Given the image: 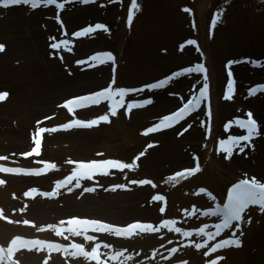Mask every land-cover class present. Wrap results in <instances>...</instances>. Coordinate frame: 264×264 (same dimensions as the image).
<instances>
[{
    "label": "rangeland",
    "instance_id": "1",
    "mask_svg": "<svg viewBox=\"0 0 264 264\" xmlns=\"http://www.w3.org/2000/svg\"><path fill=\"white\" fill-rule=\"evenodd\" d=\"M137 3L139 9L132 10L131 24L128 23L131 0H91L88 3L56 0V4L64 5L62 9L39 0L36 8L31 4L0 8V44L5 46L0 52V93H8L0 100V106L4 105L0 109L4 111L3 117L9 119L8 125L32 129L30 148L10 149L8 153L0 147V157H6L0 160V167L40 170L39 175L24 171L0 172V179L5 181L0 185V212L5 217L0 218V247L6 249L16 237L45 242L33 246L35 249L22 248L10 260L5 258L4 264L89 262L83 256L73 255V244H82L86 251L99 245L100 257L106 252L105 263L132 264L121 260L123 255L112 259L117 253H109L104 247V241L121 242L115 233L103 231L94 243L84 239L89 230L81 235L67 231L82 227L67 224L70 219L100 217L113 222L116 210L128 211V207L136 212L126 215H149L152 218L140 224H150L157 229L134 232H146L143 238L156 240L148 249V264H155L156 260L161 264H209L212 258L204 256L213 239L212 227H204L214 223L203 213L212 208L211 199L224 198L228 189L241 179L255 178L264 183V171L260 170L264 164L257 159L264 147V123L256 111L264 102V92L252 97L249 94L252 87L264 85V0H137ZM14 19L20 20L22 25ZM213 19H216L215 25ZM97 24L104 25L106 30L95 29ZM90 27L93 31L84 34ZM34 31L42 33L43 42L47 44L36 36L31 37ZM13 38L15 47L11 42ZM189 40L195 43L189 45ZM99 53H111L114 60L105 58V63L94 62L92 57ZM231 61L239 63L230 64ZM198 63L204 65L206 74L174 76ZM237 70L242 79L236 82L239 87L232 95L227 93V81L229 72L237 81ZM161 81H166L161 87H148ZM205 83L208 94L204 106L197 115L184 120L186 127L177 131L168 125L148 132L161 124L164 117L172 116L183 102L192 99ZM110 85L113 93L119 88L143 90L126 92L123 97L114 94L110 101L80 113L73 114L62 107L66 101L91 95ZM146 100L153 101L152 111L157 112L156 116H166L135 122L145 111L141 102ZM171 102L177 105L165 110ZM45 104L51 105L45 107ZM130 104L138 107L129 110ZM227 104L235 109L254 111L256 116L252 118L262 123L258 134L241 141L243 151L234 147L231 153H226L221 148V141L237 136L239 119H248L247 115L241 118L237 112L230 113ZM164 105L166 108L161 111ZM111 107L116 108L115 116L111 115ZM102 115H107L109 121H100L91 128L64 132L60 127L76 119L89 121ZM41 127L58 130L42 134L50 143L40 150V155L25 156L35 147L33 137ZM1 128L0 123V131ZM240 135H247V131L242 129ZM103 160L134 166L123 171L106 168L108 175L97 170L91 174V179L80 178L79 186L75 179L68 182L73 172L84 171L79 168L80 163ZM157 166H160L158 171L152 168ZM189 169L195 171L188 172ZM177 173L185 174L177 176ZM140 180L152 183L131 182ZM59 182L62 183L57 188ZM116 185L123 187L113 190ZM86 187L95 190L85 192ZM156 196L163 199H153ZM103 204L109 208L108 213L102 211ZM66 205L68 208H64ZM73 205L88 208L72 209ZM61 208L70 209L60 214L68 220L57 219L55 209ZM243 215L230 232L233 238L239 237L240 246L221 252L219 264H231L236 256L232 251L242 250L244 246V250L250 247V252L257 249V253L264 255V248L256 245L258 238L250 245L249 236L262 225L264 210L259 205H251ZM25 220L30 223L25 224ZM165 221L172 223L166 225ZM176 228L181 231L176 232ZM57 229L62 235L56 234ZM201 229L204 235L192 234ZM184 232L189 235L184 236ZM47 244L63 249L54 253ZM196 244L204 249H197ZM26 254H31L28 262L23 260ZM194 258H197L196 263H193ZM254 263L264 264V256Z\"/></svg>",
    "mask_w": 264,
    "mask_h": 264
},
{
    "label": "snow or ice",
    "instance_id": "2",
    "mask_svg": "<svg viewBox=\"0 0 264 264\" xmlns=\"http://www.w3.org/2000/svg\"><path fill=\"white\" fill-rule=\"evenodd\" d=\"M47 4H56V0H45ZM84 3L91 2V0H83ZM116 2V0H114ZM21 4H31L33 8L38 7L39 5V0H0V8L7 9L10 6H15V5H21ZM57 8H63V4H56ZM138 10L139 6L137 3V0H131V8L129 9L128 13V23L131 24L132 22V10ZM185 11H189L188 9H185ZM220 13H217V17H219ZM216 19H213V25H215ZM95 29H105L104 25L97 24L95 25ZM93 31V29L90 27L89 29L84 30V34H87L89 32ZM77 36H80L81 33H76ZM67 43V42H66ZM189 45L194 44V41L189 40L187 42ZM52 47H56V45H53ZM5 49V46L3 44H0V52H3ZM107 61H113L114 57L111 55V53H99L96 56L92 57V60L99 61V63H105ZM230 64L232 63H239V61H231L229 62ZM254 64L256 62H253ZM207 70L204 67L203 64H196L193 67H188L183 70V73H175V77H179L182 74H191V73H200V74H206ZM231 72H229V91L232 89V82H231ZM171 79V78H170ZM205 80H207V76L205 75ZM114 83V81H113ZM166 83V81H161L159 84H152L149 85L148 87L150 88H158L163 86V84ZM143 89H123L119 88L113 93L111 85L107 88H105L102 91L95 92L91 95L88 96H81V97H76L72 100L66 101L62 107H65L68 109L70 113L74 114V108L69 107L70 105H75L78 107H83V106H88L89 104H99V102L102 99H111L113 95H119L120 97H123L126 92L129 91H142ZM257 90L264 91V86H258L257 88H253L249 90L250 95H254ZM208 94V84L205 83L203 88L200 90L199 97L196 100V103H199L200 99H206ZM8 95V93H0V100H4L5 97ZM225 98H230V97H225ZM151 100L145 101L144 103H151ZM193 106V102L189 101L187 105H185L184 108H181L179 112H176L173 116H166L164 117V120L161 121V124L156 125L154 128L148 129V132L156 131L160 129L161 127H166L170 124L171 121L173 120H179L185 112L189 111L190 108ZM133 105H128L129 110ZM111 115L115 116L117 114L116 108L111 107L110 108ZM248 119L246 121H238L239 127L245 129L247 131V135H238V136H233L231 137L228 141H221V148L224 152L226 153H231L232 149L234 147L240 148V151H243V148L241 147V141H248L250 140L254 135L258 134V125L255 119L252 118V113L249 112L247 113ZM100 121L103 122H108L109 117L107 115H102L99 116L96 119H92L89 121H83L80 119H76L74 121H70L68 124L61 125L60 127L64 130H68L71 127H80V128H91L95 125H97ZM57 128H39L34 137H33V143L35 147L28 153H25V156H32L33 154L35 155H40V148H41V137L42 134L45 132H55L57 131ZM187 129H185L186 131ZM147 134V133H145ZM102 155V154H98ZM143 155V153H141ZM6 157H0V160H4ZM45 163V162H41ZM69 163H75L73 161H69ZM134 165L133 164H128V163H121L116 160H103V161H91L88 163H80L79 168L84 170L80 173L73 172L72 176H69L68 182H71L72 180H76L77 186H79V179L80 178H87L91 179V174H95L97 170L100 171V174L102 175H108L107 171H104L106 168H116L121 171L127 168H132ZM48 167L50 168H55V165L48 164ZM21 171H24L25 174H34V175H39L40 170H20V169H13V168H4L0 167V172H6V173H20ZM188 172H193L195 170L189 169L187 170ZM185 173H177V176L184 175ZM172 180H175L176 177H172ZM132 183H139L142 185H147L151 184L152 182L150 180H140V181H131ZM5 183L4 180L0 179V185H3ZM62 182L57 183L56 187L60 188ZM116 187H123V185H116L114 186L113 190H115ZM155 187V185H153ZM85 192H92L95 189L93 188H84L83 189ZM32 191H36L33 189ZM201 191H204L203 189ZM25 195H30V193H25ZM42 195L45 196H51L50 193H43ZM153 199L159 201L162 200L163 197L156 196L153 197ZM249 205H259L260 209L264 210V183L259 182L255 178L251 179H241L239 183L233 185L232 189L228 193V202L223 205V209H217L216 212L213 213H206L207 214H212V215H222L223 216V223L222 224H217L216 225V233L215 235L220 234V230L222 228H228L231 225L232 221H239L242 218V213L245 211V209L248 208ZM160 211L163 213L164 208L161 207ZM0 218H5L3 216V213L0 212ZM10 223L12 221H9ZM25 224H29L30 222L25 220ZM63 223V222H62ZM166 225H169L172 223V221H165L164 222ZM67 224L69 225H76V226H82V227H74V228H68L67 231L72 232L73 235H81L83 233H86L89 229L92 231H107L109 233H115L117 236H131L134 234L135 230H141V231H156L157 229H154L152 225L150 224H140V223H132L129 224L127 227L124 228H119V227H114L109 224L102 223L98 220H80V219H70L67 221ZM34 227V225H33ZM50 227H55V226H50ZM43 230V229H41ZM176 232H180L181 230L179 228L175 229ZM201 233H203V229L200 230ZM57 235H62V232L57 229L56 230ZM184 236H188V232L183 233ZM67 239V237H64ZM211 238V235L209 236ZM84 239L91 241L93 240L92 236L89 235H84ZM44 241L40 240H33V241H23L20 237H16L15 239H12L9 246L5 249L3 247H0V264H4L5 258H8L9 260L11 259L13 253L18 250V247L20 245H33V246H39L41 244H44ZM235 245L237 247L240 246L239 241H232V240H222L220 243L214 245L211 249L212 252H216L218 249L225 248L231 245ZM47 247L49 248H59V245L55 244H47ZM104 247H108L107 244L104 245ZM195 247L197 249L201 248L202 245L196 244ZM72 248L75 250L73 252V255H80L83 256L87 260H93L96 261V264H101L100 261V253L98 251L99 245H96L95 247L91 248V251H86L84 246L82 244H73ZM31 250V249H29ZM173 252L176 251L175 248L172 249ZM207 255V253H205ZM120 253H117L116 256L112 257V259H116ZM220 259H223V257H220ZM209 264H219L218 260H210Z\"/></svg>",
    "mask_w": 264,
    "mask_h": 264
},
{
    "label": "bare ground",
    "instance_id": "3",
    "mask_svg": "<svg viewBox=\"0 0 264 264\" xmlns=\"http://www.w3.org/2000/svg\"><path fill=\"white\" fill-rule=\"evenodd\" d=\"M13 21H15L16 23L20 24V26L22 25L21 21L18 20V19H14ZM16 30H17V33L20 32L19 29H16ZM36 33L37 32L34 31L33 34H31L30 36L31 37L36 36L41 42H43L42 33H40V32L37 33V34ZM12 36H13V34H12ZM11 42H12L13 46L15 47L16 46V39L13 38L11 40ZM44 44H47V43H44ZM237 74H238V76H237V81L236 82H238L239 80L242 79V76H241L239 70H237ZM259 78H260V74H259ZM229 80L230 79H228V81ZM228 81H227V83H228ZM238 87H239L238 83H236V87H235L234 91L232 92V95L234 94V92H236ZM4 92L5 91H2V93H4ZM246 95H249V94L247 93ZM10 99H11V97L8 99V101ZM243 101H245V100H243ZM2 102L3 101H1V103ZM174 102H171L172 104L169 105L168 108H166L165 105H164V107L162 108L161 111H163L165 108H166L165 110H168L172 106H176L177 104H174ZM40 103L42 104V102H40ZM248 103H250V105H251V102H248ZM48 105H51V104H45V107H47ZM2 106H4V105H1L0 107H2ZM263 107H264V102L261 105H258L256 107V108H260V109H257L256 111L259 113V117L262 119V122L264 123V112L262 111ZM152 108H153V105L151 107L145 109V111L143 112L141 117H136L135 118V122H143V120H149L151 118H157V117L160 118L161 116H164V114L156 116L157 112L152 111ZM227 109L230 111V113L233 112V113L236 114V112H237L238 115H241L240 117L246 116L247 113H249V112L252 113V116H256V113L254 111H251V110L249 111V110L243 109L242 107L240 109H235L234 106L231 105V104L230 105L227 104ZM149 111H151V112H149ZM3 115L5 116L4 111L2 109H0V123L2 124V127H3V128H1V131H0V147H1V149L2 150H8V153H10V149H18L20 151H23V150H26L27 148H30L29 147L30 146L29 145L30 144L29 139H31L30 133H31L32 129L28 128L27 130H24V129L22 130L21 127H17L15 125L14 126L13 125H8L9 119L4 118ZM42 118H44V117H42ZM42 118L38 119L37 121H40ZM234 118L238 119L236 117H234ZM257 121L259 123L258 124V128H263L264 126L262 127V123L259 120H257ZM241 130L242 129H240L238 127L237 136L240 135V131ZM233 133H237V132H233ZM48 142L50 143V141L48 139L44 140L42 150H43V148L45 149V147L48 144ZM68 142H70V141H68ZM3 153H5V152H3ZM257 159L260 160L264 164V147L259 152ZM152 168H154V169H156L158 171L160 169V166H157V168H155V167H152ZM260 170L264 171V168H261ZM103 206L104 207L101 208L102 211H105V212L109 211V208H106L105 204H103ZM64 208H68V206L66 205V206H64ZM64 208L55 209V213H57L56 217H59V218H57L58 220H65V219L68 220L67 217H64L63 215H60L61 212H63V211L67 212V211L70 210V209L69 210L67 209L65 211ZM71 208L72 209H87L88 207H85V206H82V205L81 206L73 205V206H71ZM128 208H124V209H128V211H120V210L117 211L116 210L117 215H112L113 216L112 218H115L113 220V222L112 221H104L100 217H92V218L85 217V218H88L89 220H98V221H100L102 223H106V224H109V225H112V226L117 225V226H119L121 228L127 227L129 224H132V223H145V221L147 222V220L152 218L149 215H136V214L126 215V214H129L127 212H131V213L132 212H136L133 207H128ZM106 213H108V212H106ZM123 222H126V223H123ZM260 223H262V225L260 226V228H257L256 232H253L254 231L253 230V231H251V233H249L250 245L254 244V242L256 243L257 238H258V241H257V244H256L257 247L258 248H261V247L264 248V218H263V222H260ZM88 232L90 233V235L93 236V240H96L99 237H101V233L100 232L92 231L91 229H89ZM139 233L140 232H138L136 234H133L131 236H123V235H121L120 236V239H121L120 241L121 242H119L117 240L115 242L117 244H115V243L112 244L110 242L104 241L105 244L108 245V247H107V249L109 248L108 252H112L113 250L116 251V252H119L121 255H123V257L120 258L121 260L132 262V264H148V262L146 260L147 259V254H148V251H149L148 249L154 246V242L156 240L143 238L144 237L143 235H145L146 232H145V234H142V233L139 234ZM143 242L144 243L152 242V244L151 245L143 244ZM244 247H243L242 250L232 251V254H235L236 256H234V258L232 259V263L231 264H252L256 260H258V259H260L261 257L264 256V255L262 256L261 254L257 253V249H255L252 252H250V247L247 250H244L246 248V247L245 248ZM160 250L158 251V253L161 255V251ZM30 255L26 254V255L23 256L24 262H28L29 261V259L31 258V257H29ZM194 256H196V255L194 254ZM196 261H197V258H194L193 263H196ZM81 264H96V262H94L93 260H89V262H85V263H81ZM101 264H113V263H109V262L105 263L104 261H101ZM155 264H161V263L158 260H156ZM165 264H168V263H165ZM254 264H258V263H254Z\"/></svg>",
    "mask_w": 264,
    "mask_h": 264
}]
</instances>
